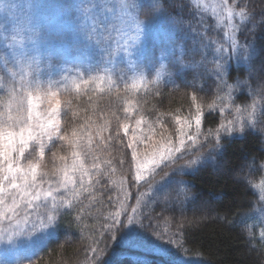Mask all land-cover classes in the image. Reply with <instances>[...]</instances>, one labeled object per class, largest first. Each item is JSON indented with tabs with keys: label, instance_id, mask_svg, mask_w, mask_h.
Here are the masks:
<instances>
[{
	"label": "trees",
	"instance_id": "1",
	"mask_svg": "<svg viewBox=\"0 0 264 264\" xmlns=\"http://www.w3.org/2000/svg\"><path fill=\"white\" fill-rule=\"evenodd\" d=\"M226 1L232 36L192 0H143L139 18L171 32L167 81L68 97L88 179L26 264H264V0Z\"/></svg>",
	"mask_w": 264,
	"mask_h": 264
},
{
	"label": "rangeland",
	"instance_id": "2",
	"mask_svg": "<svg viewBox=\"0 0 264 264\" xmlns=\"http://www.w3.org/2000/svg\"><path fill=\"white\" fill-rule=\"evenodd\" d=\"M142 1L0 0V126L6 121L16 132L22 126L33 127L38 138L26 150L39 148V160L23 163L19 158V162L25 169L36 166L41 192L37 200L29 196L21 201L17 195L21 202L15 214L9 212L10 220H0V229L24 230L11 242L0 241V264L30 262L46 245L58 215L88 179L80 139L63 136L61 115L68 97L118 87L135 94L167 81L171 32L164 21L139 18ZM192 1L210 12L227 36L242 20L241 12L226 0ZM137 34L133 46L131 39ZM39 124L47 126L43 133ZM65 174L75 183L55 191ZM48 191L51 196L44 195ZM3 195L11 205V196Z\"/></svg>",
	"mask_w": 264,
	"mask_h": 264
},
{
	"label": "snow or ice",
	"instance_id": "3",
	"mask_svg": "<svg viewBox=\"0 0 264 264\" xmlns=\"http://www.w3.org/2000/svg\"><path fill=\"white\" fill-rule=\"evenodd\" d=\"M241 15H243L241 13ZM140 31L139 29L137 30ZM139 40V34L135 35L131 39V44L135 46V44ZM55 112V109H53ZM51 119V117H50ZM139 123V122H137ZM196 130L200 131L201 119L199 116L196 117ZM13 127V125H9L6 121L3 122V126H0V206H3L2 210H0V220L3 219H11V217L7 216V213L11 212L15 214V209L19 207L21 201L25 200L29 196H31L32 200H37L41 196V192L39 190V186L37 185V169L36 166L30 165L26 169L21 167L19 158L25 156V150L28 148L29 142L37 139L38 136L34 135V129L31 125L20 127L19 131H10L9 128ZM45 124H39V128L41 133L46 130ZM223 127V125L221 126ZM226 132L232 133L236 131L233 127L229 126L225 129ZM239 131L243 132L244 129L241 127ZM75 135V133H73ZM209 135L216 136V147H220V136L219 130L216 133H209ZM41 153H43V146L41 145ZM199 157L197 159L189 161L190 165L197 164ZM42 175L47 176L48 173H43ZM137 179L141 177L137 175ZM20 181V183H17ZM6 182V183H5ZM75 181L72 177L67 176L65 174V179L62 183L58 185L55 191H59L60 188L67 189L69 184H74ZM14 189L15 191H10ZM7 193L8 196H11L12 203L11 205L6 204V197L3 195ZM17 195H20L21 201L16 199ZM45 196H51L52 192L48 191L44 193ZM63 199V197H61ZM27 207H32L31 200L27 202ZM55 207V205H53ZM133 213L136 212L134 208ZM121 213L117 212L115 217H113L112 224L108 225V230H111L117 225L123 226V222L119 219ZM48 220L52 221L53 216L49 215ZM135 222V217L133 215L127 216V223L129 225ZM24 233L23 229L14 230L12 232H8L6 229H0V241L7 240L11 242L13 237L19 236ZM31 235V233H28Z\"/></svg>",
	"mask_w": 264,
	"mask_h": 264
}]
</instances>
